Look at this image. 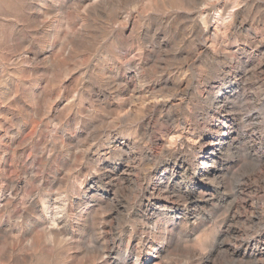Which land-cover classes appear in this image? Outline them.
Wrapping results in <instances>:
<instances>
[{
  "label": "clouds",
  "instance_id": "obj_1",
  "mask_svg": "<svg viewBox=\"0 0 264 264\" xmlns=\"http://www.w3.org/2000/svg\"><path fill=\"white\" fill-rule=\"evenodd\" d=\"M160 7L189 14L188 69L166 93L177 103L100 123L73 90L55 122L42 117L76 141L57 140L74 170L101 177L86 190L103 199L81 213L73 264H264V0ZM80 188L73 178L66 190Z\"/></svg>",
  "mask_w": 264,
  "mask_h": 264
},
{
  "label": "rangeland",
  "instance_id": "obj_2",
  "mask_svg": "<svg viewBox=\"0 0 264 264\" xmlns=\"http://www.w3.org/2000/svg\"><path fill=\"white\" fill-rule=\"evenodd\" d=\"M160 4L0 0V264H73L81 213L103 199L86 192L101 177L84 179L87 169L74 170L71 150L59 151L58 139L76 141L42 117L55 122L73 90L100 123L149 109L155 116L177 103L166 93L188 69L178 65L189 58V14ZM248 37L238 34L239 41ZM181 139L173 135L169 143ZM73 178L83 188L70 193Z\"/></svg>",
  "mask_w": 264,
  "mask_h": 264
}]
</instances>
